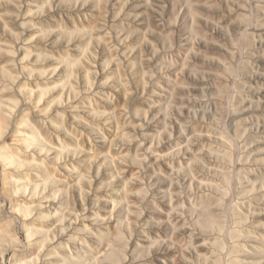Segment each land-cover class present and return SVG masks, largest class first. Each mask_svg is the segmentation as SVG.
<instances>
[{"label":"rangeland","instance_id":"rangeland-1","mask_svg":"<svg viewBox=\"0 0 264 264\" xmlns=\"http://www.w3.org/2000/svg\"><path fill=\"white\" fill-rule=\"evenodd\" d=\"M0 264H264V0H0Z\"/></svg>","mask_w":264,"mask_h":264}]
</instances>
